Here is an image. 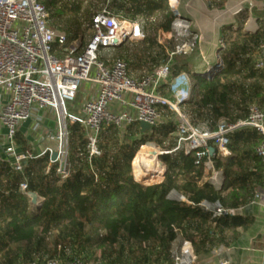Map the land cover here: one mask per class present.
<instances>
[{
    "label": "trees",
    "instance_id": "obj_1",
    "mask_svg": "<svg viewBox=\"0 0 264 264\" xmlns=\"http://www.w3.org/2000/svg\"><path fill=\"white\" fill-rule=\"evenodd\" d=\"M40 1L51 13L50 26L65 33L68 44L82 39L84 46L94 16L108 8L127 19L144 18L146 37L139 41L143 52L138 56L151 71L169 59L158 38L176 17L170 0H101L103 9L94 0ZM210 1V6H224ZM237 18L236 28L234 24L222 27L223 66L209 77L195 74L190 97L179 104L183 113H192L213 129L221 117L230 121L246 117L252 103L264 107V67L255 64L264 41V20L257 30L246 31L248 9ZM126 43L116 48L118 57L123 58V51L129 55ZM167 46L174 48V42ZM55 49L62 54L57 43ZM140 59L132 67L141 66ZM192 60L187 54L175 55L172 78L190 72ZM167 82L160 86V94L167 85L173 90ZM158 108L170 110L168 105ZM174 114L146 131L139 121L123 127L104 125L98 134L100 154L93 155L86 128L69 122L66 177L58 173L57 163L49 167V153L27 160L20 172L0 151V264L73 259L84 264H174L178 240L191 242L198 258L233 243L237 229L248 228L253 219L239 214L217 216L200 203L238 208L250 202L257 187H264V160L256 152L262 135L251 127L238 129L230 134L232 155L213 154L215 169L224 176L219 187L203 179L206 156L197 163L194 152L180 150L161 155L167 167L163 180L164 173L147 179L137 171V152L149 143L174 149L178 129V114ZM16 139L22 146L27 144L19 132ZM23 181L28 191L43 197L41 206L32 208L29 195L20 190ZM173 193L186 200L172 197Z\"/></svg>",
    "mask_w": 264,
    "mask_h": 264
},
{
    "label": "built area",
    "instance_id": "obj_2",
    "mask_svg": "<svg viewBox=\"0 0 264 264\" xmlns=\"http://www.w3.org/2000/svg\"><path fill=\"white\" fill-rule=\"evenodd\" d=\"M246 1L264 8V3L258 0ZM173 11L176 17L172 27L160 31L158 38L167 49L168 61L137 80L130 75L129 64L125 59L111 58L116 48L123 43L141 41L146 37L143 17L127 19L104 8L94 16L88 29L89 39L83 46L82 39L68 44L67 35L50 26L51 13L40 0H0V127L7 130L5 143L0 138V151L12 159L10 162L17 171H24L27 160L49 153V167L52 163H57L58 173L66 177L69 172V122L81 123L86 128L90 155L100 154L98 134L104 125L123 127L136 121H145L152 128L164 117L158 105L174 108L178 114V129L174 149H157V153L179 150L194 152L197 163L207 157L204 171L214 172L213 154L221 158L231 156L230 134L238 129L251 127L262 135L256 152L264 160V107L252 103L248 106L246 117L235 121L221 117L213 129L207 121L193 123L180 110L179 104L187 100L190 93H178L176 102L159 93L160 86L172 75L173 57L192 54L200 42V35L194 29L193 21L176 8ZM169 41L174 42V48H168ZM56 43L63 48L60 55L56 52ZM259 50L264 51V41ZM255 64L258 68L264 67V57L257 56ZM222 66L223 62L219 58L215 64L208 63L199 69L197 74L209 77ZM180 76L188 77V74L183 72ZM86 82L97 85L96 95L86 99L79 111L69 110L67 103L76 101L82 83ZM114 105L120 108L115 109ZM43 110H51L56 115L57 126L47 135L55 139L54 146L47 147L38 154L18 152L16 135L20 125L31 118L38 125L41 124L40 112ZM211 147H215L212 154ZM54 152H57V158L52 160ZM132 168L135 178L133 161ZM215 180L216 175L211 176L210 181L215 183ZM20 190L29 195L31 204L34 205L27 181L20 183ZM178 198L186 200L183 196ZM38 199L43 200V197L38 195ZM200 204L213 209L217 216L237 215L241 212L238 208H226L220 203L202 201ZM173 258L174 264L198 263L192 243L187 240H183L179 249L173 247ZM20 264L41 263L24 261ZM43 264L84 262L81 259L48 260ZM221 264L229 262L222 261Z\"/></svg>",
    "mask_w": 264,
    "mask_h": 264
},
{
    "label": "crops",
    "instance_id": "obj_3",
    "mask_svg": "<svg viewBox=\"0 0 264 264\" xmlns=\"http://www.w3.org/2000/svg\"><path fill=\"white\" fill-rule=\"evenodd\" d=\"M193 1L194 0H170V5L173 9L176 8V10L180 11L181 14L186 15L189 18L193 17L195 19H192V21H194V26L197 27L195 30L200 35L198 48L192 54H188L193 59L192 70L190 72L185 71L188 74V77L180 76L181 74L173 78L171 76V80L176 79L174 81L175 88L173 86V90H170V86L167 85V88L162 90L163 93L161 94L173 102L177 101L178 93L182 91L187 93L191 92L192 86L195 83L194 76L198 73L197 71L199 69L201 70L205 65L207 66L208 63L215 64L220 58V43H223V40L220 41L219 36H222V27L234 24L233 27L236 28V22L238 20L237 14L244 8L248 9V18L245 21L246 31L257 30L261 24L260 22L264 20L263 6H254L251 4V1L216 0L217 2H222L224 5L222 8H219V6H210V0L209 3L208 0H206L207 2H204V0H199L203 1L204 3L200 2L197 4L198 9L194 8L196 3ZM258 1L260 3H264V0ZM210 7L214 11L216 10L218 13L216 19L211 17L212 20L210 21L213 24L216 23V26L217 24L223 23L220 26L221 28H218L219 30L216 32L213 30V33L209 29L210 25L204 24V20L199 17L202 15L205 17L206 12L210 10ZM186 11L188 13H186ZM206 29L207 31L209 29L212 34L209 31L207 32ZM125 48H127L130 53L129 55H126L125 51H123L122 55L123 58L128 62L129 73L134 79L140 80L152 72L149 65L145 64L144 59H140L138 56L143 52V46L141 45V42H127ZM257 53V56L264 57V51H259ZM115 55L118 57L117 49L115 51ZM139 59L141 66H136L135 68L132 67V63H139ZM179 78H183L181 79L184 81L183 85L178 84ZM170 79L167 83L173 85V82L171 83ZM96 93L97 85L88 82L82 83L76 101L71 103L72 111H79L83 102L91 96L96 95ZM114 108L119 109L120 107L114 105ZM167 111L169 110H163V119L166 117V115H168ZM40 117L41 124L39 125L33 118L28 119L20 125L18 132L22 134L27 140V144L22 146L18 139H16L18 152L30 151L32 153L38 154L45 148L54 146L55 139L47 135L49 132H53L57 126L56 115L51 110H43L40 112ZM195 120L197 121L195 124H198L202 121L198 118H195ZM6 132V128L0 127V138L4 141V143ZM5 158L12 160L7 157L6 154ZM158 161L160 160L158 159ZM144 163L146 162L144 161ZM146 164H148V162ZM213 175H216V180L214 181L215 185L217 187L221 186L224 180L223 172L221 170H215L214 172L204 171V181H210L211 176ZM219 176H221V178ZM238 209L241 210L239 215L249 216L253 219L252 224H250L246 229L238 228L236 238L233 239V243L230 245H220L208 257H197V264H221L222 261H228L229 264H264V187H257L255 195L250 200V202L244 206L238 207Z\"/></svg>",
    "mask_w": 264,
    "mask_h": 264
},
{
    "label": "rangeland",
    "instance_id": "obj_4",
    "mask_svg": "<svg viewBox=\"0 0 264 264\" xmlns=\"http://www.w3.org/2000/svg\"><path fill=\"white\" fill-rule=\"evenodd\" d=\"M85 1H87V3L90 1V0H85ZM95 1V3H96V5H97V7L98 8H100V9H103L105 6L103 5V3L101 2V0H94ZM197 1H199V0H194L193 2H195L196 3V5H194V8H196V9H198V5L197 4H199L200 2L201 3H204V2H207L206 0H204V2L203 1H199V2H197ZM211 2V1H210ZM208 3H209V0H208ZM191 4H192V2H191ZM85 5H87V4H85ZM205 7V6H204ZM109 8H110V6H109ZM195 9V10H196ZM210 10H208V12H206V15H205V17L202 15V16H199L202 20H204V24H206V25H210L209 27V29L211 30V32L213 33V30L216 32V31H218L219 29L218 28H221L220 26L223 24V23H221V24H217V26H216V23L215 24H213L210 20H212L211 19V17L213 18H215V17H217L218 16V13H217V11L215 10H213V9H211V7L209 8ZM186 13H188L187 11H186ZM194 15V14H193ZM217 15V16H216ZM188 16H189V14H188ZM190 17H192V16H190ZM191 20L193 19V20H195L193 17L192 18H190ZM207 19H208V23H207ZM216 19V18H215ZM193 24H194V21H193ZM216 28H217V30H216ZM194 29H197V27L196 26H194ZM208 29V31L210 32V30ZM206 31H207V29H206ZM207 31V32H208ZM210 32V33H211ZM211 33V34H212ZM219 39H220V41H222L223 40V36H219ZM87 40V38L85 37V39H84V41H86ZM220 43V42H219ZM222 42L220 43V47H222ZM116 58V55H115V53L113 54V56H112V60L113 59H115ZM181 79H183V78H179V80H178V84H181V85H183L184 84V81L183 80H181ZM176 80V79H175ZM174 79H172L171 80V83L173 82V85L171 84V88L173 89V86H174V88H175V81ZM181 89V88H180ZM182 89H183V86H182ZM77 99V98H76ZM71 103L72 102H68L67 103V107H68V109L69 110H71L72 111V108H71ZM170 110L169 111H167V114H168V116L169 117H176L175 116V110H174V108L172 107V108H169ZM189 117H190V119H191V121L193 122V123H197V121L195 120V118H194V116L192 115V113L191 114H189ZM147 146L146 147H144L143 149H142V151H141V153L144 155V161L147 163L148 162V164H151L152 162H157V160H158V158H159V160L163 163V165L164 166H166V164L162 161V159H161V155H159L158 156V153H157V151L159 150V151H165L166 149H164L163 147H161V146H159L157 143H149V144H146ZM142 148V147H141ZM140 148V149H141ZM158 150H157V149ZM140 149L138 150L139 152H137L138 153V155H139V153H140ZM137 153H136V155H137ZM135 155V156H136ZM144 161H143V164H146V163H144ZM221 175V174H220ZM220 178H221V176H219ZM142 183H145V182H142ZM172 197H174V198H177L178 197V194H176V193H173L172 194ZM38 201L39 202H41V201H43L42 199H38ZM35 207H36V205L34 204V205H32V208L33 209H35ZM52 238L53 237H49L48 238V241L50 242V243H53L52 242ZM182 244H183V240H180V241H177V243H175V245H174V249H179V247H181L182 246ZM22 261H20V262H18L17 264H20ZM41 264H43V263H41ZM90 264H95V262H90Z\"/></svg>",
    "mask_w": 264,
    "mask_h": 264
},
{
    "label": "bare ground",
    "instance_id": "obj_5",
    "mask_svg": "<svg viewBox=\"0 0 264 264\" xmlns=\"http://www.w3.org/2000/svg\"><path fill=\"white\" fill-rule=\"evenodd\" d=\"M146 146L147 145H145L144 147ZM144 147L140 149V153L137 159L135 160V165H136L138 173L147 179L153 176H156V175H162L165 172V166L163 165L161 161L157 160V162H154L151 164H143L144 155L141 153V151Z\"/></svg>",
    "mask_w": 264,
    "mask_h": 264
},
{
    "label": "water",
    "instance_id": "obj_6",
    "mask_svg": "<svg viewBox=\"0 0 264 264\" xmlns=\"http://www.w3.org/2000/svg\"><path fill=\"white\" fill-rule=\"evenodd\" d=\"M140 125H141L142 131H146V130L151 129V126L149 125V123H147L145 121H141ZM210 150H211V154H212L215 151V147H211ZM158 154L160 155L162 153L158 152ZM51 158H52V160H55L57 158V152H54L52 154ZM166 171H167V168L165 169L164 177H165ZM145 183H150V182H145ZM32 201L37 207L41 206V204H42V201L41 202L38 201V194L35 192H32Z\"/></svg>",
    "mask_w": 264,
    "mask_h": 264
}]
</instances>
